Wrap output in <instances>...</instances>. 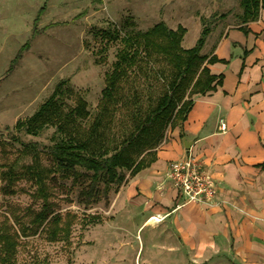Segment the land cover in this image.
Returning a JSON list of instances; mask_svg holds the SVG:
<instances>
[{
  "label": "rangeland",
  "instance_id": "obj_1",
  "mask_svg": "<svg viewBox=\"0 0 264 264\" xmlns=\"http://www.w3.org/2000/svg\"><path fill=\"white\" fill-rule=\"evenodd\" d=\"M43 5L46 10L40 29L49 23H66L33 37L34 19ZM241 13L240 0H0V77L5 76L0 85V123L4 127L0 142H7L9 163L14 162L21 170L32 162V155L22 152L21 142H36L43 150L61 137L54 126L37 135L15 128L18 120L39 108L60 80L69 79L73 89L87 100L91 115L96 113L105 74L112 68L119 43H111L106 60L97 63L93 30L111 24L121 26L128 17L141 30L163 20L172 29L184 26L187 32L182 45L191 48L207 25L211 33L202 50L205 54L207 43L224 30L223 23H240ZM20 52L19 63L8 73L11 61ZM40 156L43 165L51 164L44 152ZM87 183L86 176L80 183H73L72 175H56L51 198L60 212L77 215L71 233L68 239L57 241L49 240L43 232L23 237L17 264H248L238 262L223 244L218 252L198 255L183 245L170 226H138L143 225V216L131 211L126 195H120L127 182L117 190L113 186L108 202L101 199L84 206L80 192ZM3 184L0 179V188ZM35 189L26 178L17 182L11 195H4L0 189V213L10 217L7 204L39 208L41 200L32 197Z\"/></svg>",
  "mask_w": 264,
  "mask_h": 264
},
{
  "label": "trees",
  "instance_id": "obj_2",
  "mask_svg": "<svg viewBox=\"0 0 264 264\" xmlns=\"http://www.w3.org/2000/svg\"><path fill=\"white\" fill-rule=\"evenodd\" d=\"M240 6L241 28L248 33L245 24L259 18L264 0H240ZM45 10L46 5L41 6L34 19L33 37L49 27L66 23H49L40 29ZM186 32L184 26L172 29L163 20L141 30L132 17L126 18L121 26L111 24L93 30L97 63L106 60L111 43H119L112 68L105 74L96 113L91 115L84 96L73 89L69 79H63L31 116L15 125L16 129L34 135L54 126L61 137L43 146V150L36 142H21L22 152L32 155V162L21 170L14 162L9 163L7 142H0L2 193H15L17 182L26 178L36 186L32 197L41 200L39 208L7 204L10 217L0 213L3 217L0 264H17L23 237L43 232L51 241L68 239L77 215L60 212L51 198L52 182L57 174L72 175L73 183L87 177L88 183L80 192L84 206L101 199L108 202L113 186L117 190L127 182L128 176H135L157 160V149L168 130L183 128L194 106V97L215 91L223 84V75L211 73L208 67L209 63L220 60L202 53L211 33L210 26H204L191 48L182 45ZM20 58L21 52L11 61L8 73ZM40 152L50 158L49 166L42 164Z\"/></svg>",
  "mask_w": 264,
  "mask_h": 264
},
{
  "label": "crops",
  "instance_id": "obj_3",
  "mask_svg": "<svg viewBox=\"0 0 264 264\" xmlns=\"http://www.w3.org/2000/svg\"><path fill=\"white\" fill-rule=\"evenodd\" d=\"M245 25L248 33L227 21L207 43L205 54L220 60L208 67L223 84L194 97L183 128L168 130L157 160L130 177L120 195L143 216L138 226H170L198 255L223 244L238 262L264 264V8ZM189 154L218 183L210 201L184 202L174 185L170 164ZM153 216L162 220L146 224Z\"/></svg>",
  "mask_w": 264,
  "mask_h": 264
},
{
  "label": "built area",
  "instance_id": "obj_4",
  "mask_svg": "<svg viewBox=\"0 0 264 264\" xmlns=\"http://www.w3.org/2000/svg\"><path fill=\"white\" fill-rule=\"evenodd\" d=\"M169 168L174 185L184 202L210 201L215 197L218 183L201 159L189 154L171 162Z\"/></svg>",
  "mask_w": 264,
  "mask_h": 264
},
{
  "label": "bare ground",
  "instance_id": "obj_5",
  "mask_svg": "<svg viewBox=\"0 0 264 264\" xmlns=\"http://www.w3.org/2000/svg\"><path fill=\"white\" fill-rule=\"evenodd\" d=\"M161 220L162 219L159 216H153L146 222V224L160 222Z\"/></svg>",
  "mask_w": 264,
  "mask_h": 264
},
{
  "label": "water",
  "instance_id": "obj_6",
  "mask_svg": "<svg viewBox=\"0 0 264 264\" xmlns=\"http://www.w3.org/2000/svg\"><path fill=\"white\" fill-rule=\"evenodd\" d=\"M4 77L5 76H2V77H0V85H1V83H2V81H3V79H4ZM4 132V127L1 125V123H0V133H3Z\"/></svg>",
  "mask_w": 264,
  "mask_h": 264
}]
</instances>
